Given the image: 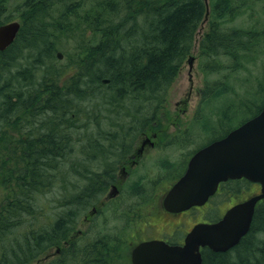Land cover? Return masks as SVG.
Listing matches in <instances>:
<instances>
[{
	"label": "trees",
	"instance_id": "16d2710c",
	"mask_svg": "<svg viewBox=\"0 0 264 264\" xmlns=\"http://www.w3.org/2000/svg\"><path fill=\"white\" fill-rule=\"evenodd\" d=\"M8 1L0 0V25L10 20L5 15ZM74 1L25 0L18 37L0 51V264H130L118 233L111 241L104 236L75 238L77 219L104 195L111 180L97 174L94 163L106 162L109 143L118 145L137 131H148L154 121L160 127L159 111L209 12L206 0H161L154 5L155 0H141L140 8L123 5V0H98L99 9L110 10L107 18L96 14L105 21L93 22L97 41L92 44L86 37L64 70H58L49 64L51 55L57 57L51 37L67 30L65 25L78 16L80 4ZM262 1L209 0V30L199 49L211 59V72L222 67L220 57L236 69L255 54L264 27L227 25L247 11L255 13ZM57 4L66 10L54 17L51 11ZM128 8L132 11L124 16ZM261 89L263 84L259 94ZM263 106L264 99L249 117ZM74 137L81 138L78 157L72 154ZM58 180L65 190L63 201L54 192ZM248 183L229 181L223 189L240 193ZM57 204L63 211H56ZM56 247L61 248L59 255L43 260ZM202 254L203 264H264V200L237 246L227 252L206 248Z\"/></svg>",
	"mask_w": 264,
	"mask_h": 264
},
{
	"label": "rangeland",
	"instance_id": "374dc122",
	"mask_svg": "<svg viewBox=\"0 0 264 264\" xmlns=\"http://www.w3.org/2000/svg\"><path fill=\"white\" fill-rule=\"evenodd\" d=\"M159 1L161 0H155L153 5ZM24 2L25 0L8 1L6 7L7 13L5 15L9 16L10 20L15 19L22 22L21 16L24 10ZM206 2L209 12L206 14L205 19L198 29L194 47L189 57L185 60L179 75L170 88L167 102L158 114V119L164 123L160 129L164 130L166 128V131H170L171 137L174 138L171 141L178 143L174 144L173 147H169L164 153L165 157L173 160L171 162L178 168L177 172H179L180 166H182L183 162L193 150L224 134L229 128L239 125L249 117L250 112L255 110L257 105H261L264 99V90L261 89V93L259 94L260 84H263L264 87V40L261 42L260 47L257 48V51L254 52L255 54L252 56L253 53H250L248 58L242 59V67L236 69L227 67L232 64L231 60L220 57L218 60L221 61L222 67L211 72V69H214L210 68L211 59L200 55V39L209 30L210 2L209 0H206ZM76 3L80 4V7L77 9L78 16L71 18L72 23L68 22L65 25L67 26V30L60 31L56 29L58 31H55L54 36L51 37L55 53L62 52L64 55L61 60L56 55H51L49 58V64H53L58 70H64V66L68 64V60L73 58L70 55L75 57L79 47L86 44V37L90 39L92 44L97 41V37L93 34V22L98 19L103 20L101 23L103 24L105 21L96 14H101V16L105 15V18H107L106 16L110 10V6L99 9L96 5L99 3L98 0H75V6L77 5ZM122 3L123 5L133 6L135 8H140L142 5L141 0H123ZM65 10L66 7L63 4H57L51 13H53L54 17H58L63 15ZM130 11L132 10L129 8L124 9V16ZM228 26L246 30H252L254 28L262 29L264 27V1L259 3L255 13L247 11L241 14L235 21L228 23ZM52 30L53 28L49 27L48 32ZM191 56L196 58L193 66H190L188 62ZM32 62H34V59ZM39 66H42L41 69L44 70L43 64L40 61ZM55 74V76H60L57 73ZM48 76H50V73H48ZM201 93L204 96V101H202ZM125 105L129 106L128 103ZM177 122H181L180 127L176 126ZM168 123H170V126H166ZM194 135V139H191V142L188 144H185V140L181 139V137ZM78 138L80 137H74L73 140V156L77 154V147L81 139L78 140ZM78 156L77 154L76 157ZM101 163L102 159L95 162L94 168L99 170ZM165 173V171H162V176L160 177L162 181L164 183H172L176 177L173 176L172 178L167 175L171 172ZM248 187V189L240 193L230 190L233 192L231 196L227 194L218 196L215 200L216 202H220L219 213L225 211L232 203L246 199L249 195L258 192V189L255 187ZM54 192H56L58 201L65 199V190L59 180L56 181ZM232 196L234 198H231ZM0 197H2L1 190ZM102 210H106L109 220L108 226L112 234L118 233L120 236H124L127 231L130 233L134 231L133 235L136 236L140 233L138 232L141 227L139 220H132L137 223V228L134 230L130 221L125 222L123 220L124 218L121 219L118 216L120 210L116 206L112 209L111 219L108 215L110 212L109 209L104 206ZM207 217L210 219L216 218L210 210ZM88 219L84 220V217H82V223L77 231L78 234L83 235L84 232L85 235L83 236L95 237L100 230H104L102 217L99 216L92 221ZM90 227L94 230L92 233ZM65 245L69 246V244ZM129 250L128 248L127 251ZM32 264H40V262L35 261Z\"/></svg>",
	"mask_w": 264,
	"mask_h": 264
},
{
	"label": "water",
	"instance_id": "95a60500",
	"mask_svg": "<svg viewBox=\"0 0 264 264\" xmlns=\"http://www.w3.org/2000/svg\"><path fill=\"white\" fill-rule=\"evenodd\" d=\"M20 27L18 22L0 27V50L14 42ZM241 178L261 184V193L233 206L215 223L196 225L184 245L163 241L140 244L132 253L133 264H203L201 248L227 252L250 231L256 206L264 200V107L257 116L194 155L184 176L169 192L166 207L178 212L203 205L221 182Z\"/></svg>",
	"mask_w": 264,
	"mask_h": 264
},
{
	"label": "flooded vegetation",
	"instance_id": "af4514ba",
	"mask_svg": "<svg viewBox=\"0 0 264 264\" xmlns=\"http://www.w3.org/2000/svg\"><path fill=\"white\" fill-rule=\"evenodd\" d=\"M152 124L154 128L148 131H137L136 136L126 138L119 142L118 145L112 142L107 145L109 154H106V162L95 172L97 174L105 173L111 180L106 184L104 195L102 196L99 194V196L94 199L95 205L92 204L89 207V219L87 216H84V220L88 219L90 221L99 216L102 217L104 221V230H100L97 236H104L108 238L109 241L113 239V236L108 226L109 220L106 210H102L104 206L110 211L108 213L110 219L113 207L116 206L119 208L120 211L118 212V216H120L121 219L124 218L123 220H125V222L130 221L134 230L137 228V223L132 220H139L141 227L138 230V232H140L138 235L134 236V231L132 233L127 231L126 234L120 238L122 245L125 244L126 248L130 249L129 255L138 244L145 241L159 240L170 245H183L186 236L195 225L208 221L216 222L221 219L225 211L219 213L220 202H216L215 199L220 195L227 194L231 196L233 193L232 191L223 189V185L220 184L216 195L204 205L194 206L181 212H174L167 209L164 204L167 192L176 180L183 176L190 159L201 147L191 152L182 166H180L179 172H177L178 168L171 162L173 160H169L164 156L167 149L173 147L177 142L171 141L174 138L171 137L170 131H166V128L164 130L160 129V122L154 121ZM180 125L181 122H177L176 126L180 127ZM166 126H170V123ZM181 139L188 141L189 139H194V137L186 136L181 137ZM105 166L107 168H105ZM162 171L166 173L171 172L167 175L172 178L175 176L176 178L172 183H164L160 178L162 176ZM249 186L255 187L258 189L257 191L260 190L259 184L250 183ZM248 188L247 186L246 189ZM231 198H234V196ZM246 199H242L233 204L242 202ZM209 210L216 216L215 219L210 220L209 217H207ZM81 223L82 220L79 217L77 219V227H79ZM90 229L92 233L94 230L91 227ZM83 235H85L84 232ZM83 235L79 234L80 237ZM83 237L96 238V236ZM59 252L60 251H58V253ZM49 253L51 254L50 259L59 255H55L52 249L48 254Z\"/></svg>",
	"mask_w": 264,
	"mask_h": 264
},
{
	"label": "snow or ice",
	"instance_id": "6c2138e0",
	"mask_svg": "<svg viewBox=\"0 0 264 264\" xmlns=\"http://www.w3.org/2000/svg\"><path fill=\"white\" fill-rule=\"evenodd\" d=\"M0 38H2V36H0Z\"/></svg>",
	"mask_w": 264,
	"mask_h": 264
}]
</instances>
